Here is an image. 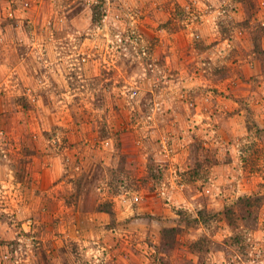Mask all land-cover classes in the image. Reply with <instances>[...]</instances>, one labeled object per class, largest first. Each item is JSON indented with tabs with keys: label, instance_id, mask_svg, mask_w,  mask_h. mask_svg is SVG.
<instances>
[{
	"label": "rangeland",
	"instance_id": "rangeland-1",
	"mask_svg": "<svg viewBox=\"0 0 264 264\" xmlns=\"http://www.w3.org/2000/svg\"><path fill=\"white\" fill-rule=\"evenodd\" d=\"M237 263L264 264V0H0V264Z\"/></svg>",
	"mask_w": 264,
	"mask_h": 264
},
{
	"label": "trees",
	"instance_id": "trees-1",
	"mask_svg": "<svg viewBox=\"0 0 264 264\" xmlns=\"http://www.w3.org/2000/svg\"><path fill=\"white\" fill-rule=\"evenodd\" d=\"M253 201L260 202V198H258V197L257 198H254V197H244V198H240L239 201H237L236 203H240L243 208L244 207L245 208H251L254 205V202ZM99 209L102 211L103 210V207H100ZM106 211L107 212H110V210L108 211V209ZM227 218L229 220L230 225H232L233 223H235V220L236 219H235L234 212L228 211L227 212ZM189 220H192V223H194V224H198L201 220L203 222H207L206 220H208V216L207 215H204L203 213H200L198 218L189 219ZM189 220H186V222L188 223ZM178 232H179V229H166V230H164L163 235H164L165 239H167V240L169 239L170 240V241L169 240L168 241H169V244L171 246L175 245ZM238 234H240V233H238ZM236 238H238V239H236ZM239 239H240V237L239 236H236L234 238V240H233L234 242H232L233 245L239 244V242H240ZM237 264H241V263H237Z\"/></svg>",
	"mask_w": 264,
	"mask_h": 264
}]
</instances>
